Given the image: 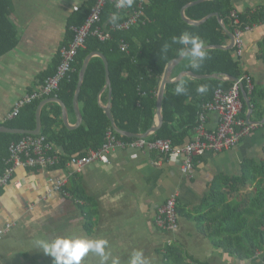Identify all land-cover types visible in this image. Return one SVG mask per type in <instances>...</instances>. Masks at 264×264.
I'll list each match as a JSON object with an SVG mask.
<instances>
[{"label":"crops","instance_id":"crops-1","mask_svg":"<svg viewBox=\"0 0 264 264\" xmlns=\"http://www.w3.org/2000/svg\"><path fill=\"white\" fill-rule=\"evenodd\" d=\"M91 2L15 0L11 21L19 42L0 58V123L19 100L56 73L70 20L78 12L83 15ZM143 2L147 0H131L132 6L138 3L136 8ZM233 5L238 14H243L264 9V0H233ZM243 43V76L251 79L253 88L264 92V23L246 30ZM187 72L173 75V79ZM100 102L108 106V90L102 92ZM67 108L69 126L75 127L78 117L74 104ZM80 110L82 113L81 103ZM247 115L248 108L246 119ZM251 120L257 123L253 114ZM218 123L219 115L210 113L207 129L217 128ZM196 136L194 131L186 144ZM263 148L261 128L232 150L197 158L189 174L182 172L178 161L124 148L111 154L109 164L95 162L81 172L77 171L79 158L63 169H18L0 195V264H54L45 246L65 239H83L100 246L99 252L85 253L80 264H133L137 254L143 264H264V251L243 260L214 247L193 219L216 179L240 174L245 160L263 157ZM65 179L68 183L64 189L70 197L53 190L56 182ZM174 195L179 201L180 227L175 234H168L156 226V217L159 208ZM88 218L93 224L90 229ZM8 225L14 227L5 232ZM170 238L175 241L174 252L167 258Z\"/></svg>","mask_w":264,"mask_h":264},{"label":"trees","instance_id":"trees-1","mask_svg":"<svg viewBox=\"0 0 264 264\" xmlns=\"http://www.w3.org/2000/svg\"><path fill=\"white\" fill-rule=\"evenodd\" d=\"M197 1L199 0L143 2V16L139 24L128 31L113 32L112 38L107 42H101L95 37L88 38L86 48L76 57L75 72L69 80L62 82L60 90L55 95L26 106L16 118L0 123V126L35 131L38 107L49 98L57 97L66 106L72 108L84 61L92 53H102L107 58L110 68L111 108L116 125L120 130L128 133L147 134L155 126L158 94L168 65L191 50V45L174 42V38L188 33L201 41L202 47L228 46L231 42L228 33L235 35L237 29L245 31L247 27L264 23V9L239 14L240 24L236 25L232 18V12L235 11L233 0H207L188 8L186 17L191 21L199 22L217 13L224 22L226 30L218 17H212L201 25H192L184 20L182 11L186 5ZM94 3L95 0H92L89 7L84 8L83 15L78 12L72 17L65 46L73 38L72 28L84 24ZM138 3L133 6L136 7ZM14 6L15 0H0V58L13 51L19 42L17 28L11 21ZM77 18H81L80 21ZM127 18L128 12L118 11L113 3H109L103 11L101 26L109 28L111 24L121 23ZM122 43L128 45V52H122ZM202 53L204 59L199 61L198 68L192 66L193 57L190 54L173 70V75L188 71L195 75H217L221 78L186 77L178 82H169L163 101L164 123L149 139L169 140L175 147L185 146L199 126L200 114L205 111L206 105L214 101L216 92L220 89L228 91L234 86L235 82L225 78L243 79L241 57L237 56L236 48L232 50L214 48ZM106 82L104 61L94 57L87 69L80 94L83 125L76 130H69L64 126L62 109L58 104L52 103L44 108L41 135L46 137L55 149L62 151L60 164L50 170L63 169L69 162L80 159L86 156L89 150H98L103 145L107 132L113 129L100 102ZM242 83L251 101L254 119L260 124L254 132L264 129V124L261 123L264 120L262 106L264 92L256 88L250 92L246 81ZM179 85H183L185 91L178 95L175 89ZM201 86L203 91L198 90ZM106 101L107 95L103 99L104 103ZM246 109L244 102L240 118L247 121ZM27 136L0 133V177L8 167L10 146L19 143ZM118 138L126 142L137 139L120 135ZM197 158L194 159L193 168ZM1 193L2 189L0 195ZM71 194L74 195L73 192ZM196 213L199 215L193 219L197 222L200 233L210 240L214 247L243 260L251 259L257 253L263 252L264 148L262 158L248 159L242 163L240 174L218 177L212 184L209 195L196 209ZM178 214H180L179 201ZM88 220L87 227L90 229L93 224L90 218ZM173 246L174 243L172 246L167 245V258L168 254L171 255Z\"/></svg>","mask_w":264,"mask_h":264},{"label":"built area","instance_id":"built-area-1","mask_svg":"<svg viewBox=\"0 0 264 264\" xmlns=\"http://www.w3.org/2000/svg\"><path fill=\"white\" fill-rule=\"evenodd\" d=\"M113 3L116 10L128 12V18L121 22L111 24L109 28L102 27V14L107 4ZM143 16V3L136 8L129 5L128 0H95L90 14L81 26L72 28L73 38L68 45H64L60 50V64L56 73L46 80L34 92L26 95L14 106L13 111L6 117L3 123L16 118L21 110L26 106L55 95L65 80H69L75 72L74 64L79 52L86 48V41L90 37H95L101 42H107L112 38L115 31H128L139 24ZM232 18L235 24L239 25V14L232 12ZM251 27H247L249 30ZM245 30V31H246ZM241 29L235 32V48L237 56L243 54V33ZM122 52H128V45L121 44ZM246 81L248 90L253 91L251 79L243 76V79L234 83V86L228 90H218L214 101L205 107V111L199 116V126L196 129L197 136L189 144L183 147H175L169 140H151L140 138L134 141H123L118 138L117 133L111 129L107 132L105 142L98 150H90L88 154L80 158L77 163V171L81 172L85 166L99 162L103 164L110 163V156L116 149H138L143 152H153L171 161H178L181 164V170L184 174H189L193 169L194 159L205 156L208 153L219 154L224 151L236 148L243 139L259 128V123H248L240 118L244 108L242 99L241 85ZM219 115L217 128L209 131L207 129V120L210 113ZM10 155L7 159V169L0 177V189L8 186L12 181L18 169L26 170H46L55 168L61 162L60 153L54 146L47 141V138L28 135L19 143H13L10 146ZM68 181L61 180L56 182L53 190L62 192L65 196L70 194L64 189ZM156 226L166 231L168 234H175L179 230L178 197H170L158 210L156 217ZM14 225H8L5 232L12 229ZM1 239V237H0ZM173 239H169L167 244L172 246Z\"/></svg>","mask_w":264,"mask_h":264},{"label":"water","instance_id":"water-1","mask_svg":"<svg viewBox=\"0 0 264 264\" xmlns=\"http://www.w3.org/2000/svg\"><path fill=\"white\" fill-rule=\"evenodd\" d=\"M207 0H199L197 2H193L190 3L188 5H186L183 8L182 11V16L184 18V20H186L187 22H189L192 25H201L203 23H205L206 21H208L210 18L212 17H218L222 27L226 30L224 22L220 19L219 14H212L209 15L208 17L204 18L203 20L199 21V22H195V21H191L190 19H188L186 17V10L192 6H195L197 4L203 3ZM229 37L231 39V44L228 46H206V47H202L201 51H205L208 49H214V48H218V49H225V50H232L235 48V35L228 33ZM191 54V50L185 52L184 54H182L178 59L173 60L172 62H170V64L168 65L165 74L162 78V82H161V86H160V90H159V94H158V106H157V122L155 124V126L151 129V131H149L147 134L144 135H136V134H132V133H128L125 131H122L118 128V126L116 125L115 119L112 115V108H111V101H112V85H111V78H110V68H109V63L107 58L102 54V53H92L91 55H89L86 60L84 61L83 64V68L80 72V76H79V83H78V87H77V91L75 94V98H74V108L78 117V124L75 127H70L69 126V122H68V108L67 106L64 104L63 101H61L59 98H49L44 100L38 107L37 110V128L35 131H25V130H20V129H12V128H8L5 126H0V133H4V134H12V135H31V136H39L42 134V112L43 109L52 103H56L59 104L63 110V120L65 125L67 126V128L74 130L79 128L82 123H83V115L81 113L80 110V94L82 91V86L85 80V76H86V72L87 69L89 67V64L91 62V60L94 57H99L104 61L105 64V68H106V86L104 88V92L106 90L109 91V98H110V103L108 104V106L104 107L105 108V112L109 118V120L111 121V125L113 130L120 136L122 137H127V138H149L152 134L157 133L163 123H164V116H163V101H164V97H165V92H166V88H167V84L169 82H177V81H181L183 77L187 76V77H191L194 79H219L221 78L220 76L217 75H212V76H207V75H195L194 73L191 72H187L184 73L179 79L174 80L173 79V70L175 69V67H177L188 55ZM225 80H230L233 81L235 83L238 82L237 79L234 78H225ZM241 92L245 101V104L248 108V115H247V122L248 123H253V121L251 120L252 114H253V108L251 105V101L249 99L248 93L246 92V89L244 87V85H241Z\"/></svg>","mask_w":264,"mask_h":264},{"label":"clouds","instance_id":"clouds-1","mask_svg":"<svg viewBox=\"0 0 264 264\" xmlns=\"http://www.w3.org/2000/svg\"><path fill=\"white\" fill-rule=\"evenodd\" d=\"M128 3L130 5L131 0H128ZM174 42H179L183 45H191V54L193 57L192 66L198 68L200 66L199 61L204 59V54L201 51L202 42L196 37L190 36L188 33L182 34L179 38H174ZM198 90L203 91V86ZM175 91L179 95L183 93L185 89L183 85H179ZM89 250L99 252L100 246L83 239L58 240L50 246H45V252L49 253L54 258V264H80L82 257ZM133 264H143L139 254H137Z\"/></svg>","mask_w":264,"mask_h":264}]
</instances>
